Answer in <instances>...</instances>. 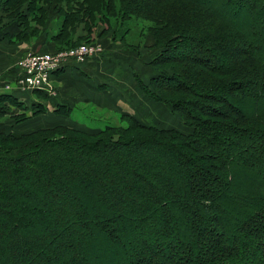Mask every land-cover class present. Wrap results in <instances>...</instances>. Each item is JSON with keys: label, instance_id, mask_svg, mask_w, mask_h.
I'll return each instance as SVG.
<instances>
[{"label": "trees", "instance_id": "obj_1", "mask_svg": "<svg viewBox=\"0 0 264 264\" xmlns=\"http://www.w3.org/2000/svg\"><path fill=\"white\" fill-rule=\"evenodd\" d=\"M40 2L64 4L52 38L60 49L90 42L100 28V36L140 50L147 31L149 80H136L138 87L191 133L126 114L123 127L55 120L26 130L25 122L46 109L0 95V125L10 116L15 126L0 130V204L14 210L0 206V264L26 258L31 250L18 233L33 223L43 227L50 212L54 223L80 230L86 245L76 257L57 252L41 264H95L98 252L104 264H264V0H0V10L18 15L19 31L8 42L29 43L43 33ZM145 21L152 25L141 28V40L127 44L125 36ZM54 114L67 117L70 109ZM43 186L44 196L74 202L72 213L65 215L61 203L44 208L34 195Z\"/></svg>", "mask_w": 264, "mask_h": 264}, {"label": "crops", "instance_id": "obj_2", "mask_svg": "<svg viewBox=\"0 0 264 264\" xmlns=\"http://www.w3.org/2000/svg\"><path fill=\"white\" fill-rule=\"evenodd\" d=\"M7 21L8 23H0V30L6 35H0V95H10L28 107L42 105L46 109L44 114L25 122L24 127H28L26 130L35 129L40 126L39 124L54 123L56 119L72 126L73 115L84 113L78 108L79 103L84 106L91 104L95 108L107 110L116 115H130L140 121L146 119L142 117H146V110H149L152 105L140 91L136 80H141L144 84L148 83L149 78H145L149 75L146 63L151 57L146 59L140 53L141 49L134 50L125 44L114 43L112 40L105 46L103 56L89 58L83 64L72 62L61 70L59 75L54 76L53 82L57 88V94L52 98H42L37 95V92L22 91L14 86L9 90H4L3 80L13 77V71L9 70L10 67L13 64L16 65L25 52L44 50L49 46L50 38L44 33L33 44L10 43L5 37L16 34L19 27L14 19ZM8 83L11 82L8 81ZM145 103L148 108L144 107ZM155 106L154 112L159 111L160 114L166 115L163 107L159 104ZM60 107L70 109V114L67 117L56 116L54 111ZM160 110L163 112L161 113ZM19 113H21L20 110ZM31 120L34 122L32 126ZM0 127L3 132L12 131L15 127L13 119L10 117L3 121Z\"/></svg>", "mask_w": 264, "mask_h": 264}, {"label": "rangeland", "instance_id": "obj_3", "mask_svg": "<svg viewBox=\"0 0 264 264\" xmlns=\"http://www.w3.org/2000/svg\"><path fill=\"white\" fill-rule=\"evenodd\" d=\"M245 1L247 4H250L252 2V0H245ZM37 5L40 7L42 6V10H43V14L38 15V18L41 19V17L44 16V20H45V17H46L45 25H44V28L42 29L43 33L41 35L34 36V38L29 43H27V42H23V43H26L27 45L33 44L34 41H38L44 35V33H46L48 36H50L49 46H47L44 50L38 49V50H35L36 52L34 50L32 52H30V51L25 52L21 56V58L17 61L16 65L13 64L10 67L9 70L13 71V77H12V79L9 78V79L3 80L4 83H3L2 88L4 90H6L12 86L17 87L18 77L20 76V73H21V70L19 68V63L28 54H30V55H38V54L55 55V54L66 53V52H69L71 50L78 49L81 46H86V47L94 48V52L96 54H100L103 56V54L105 52V50H104L105 46L108 45V43H110V40H112L111 34L105 35L106 37L100 36L99 35L100 28H98V29H96L95 33L92 34V36L90 38V42L83 40V41H81V43L78 42L77 45H74V46L71 45L72 47H70V48H67V49L61 48L60 49V46L57 45L55 42H53L52 38H54V36L57 35L56 32H58L62 28L64 17L58 13V9L61 6H64V4H60V6H58V4H55V3L45 4L44 2H40V3H37ZM21 8L23 10H26L28 8V4L27 3L22 4ZM3 9H1L2 11L0 10V14L1 13L3 14L0 16V23L1 22L8 23L7 20H13V19L16 20L18 15L15 12V10L12 9V11H4ZM139 22H138V24L140 26L136 25V27H139V29L136 28L133 31H130L127 36H125L126 39H128L127 44H130L132 46L137 44L138 41H140L142 38V36L140 37V34H139V32L141 31V28L148 27V25H152V23L148 22V21L143 22L142 25ZM260 23H261V26H264V21H260ZM123 27L117 26L114 29H116V31H118ZM145 34H146V36L142 39L143 42L140 45V47H141L140 53L144 56V58L149 59L151 57V51H150L149 47L151 46L152 41H151V35L149 33H147V31L144 30V35ZM18 42L20 43V41H18ZM113 42L116 43L118 41H113ZM118 43H120V42H118ZM180 49H181L180 51H182L183 53L186 52L185 46L181 47ZM85 62H83V63H85ZM16 70H17V73H16ZM11 74H12V72H11ZM147 77L148 76L146 75L145 78H147ZM8 81H10L11 83H8ZM144 81H146V80H144ZM53 85H54V82H53ZM55 89L57 90L56 87H55ZM56 94H57V91L54 94V96ZM151 105H152V107H150L149 110H146V112H147L146 117H142V118H146V119H144V123L151 124L153 126L170 127V128L176 129L177 131L183 132L184 134L191 133V130L189 128L184 127L183 124L181 123L180 119L177 116L173 117V116L169 115L168 112H166V115L160 114L159 111L154 112L156 110V106L154 104H151ZM78 106H79L78 108L80 109V111L82 110V112H84V113H82V114L78 113V114L73 115L71 125L76 127V128H79V127H85L88 129L95 128V127L100 128V127H104L106 124H110V125H114V126H122V127L127 125V122L121 121L120 115H116L115 113L108 112L107 110L104 111V110H101L99 108H95L94 105H91V104H87L86 106H84L81 103H79ZM144 107L148 108L146 103L144 104ZM125 109H127V108L125 107ZM9 117L10 116L3 117V119L1 118L2 119L1 122L7 120ZM57 120L60 121L59 119H56V123H57ZM65 124L70 126V124H68V123H65ZM40 128H42V127H39L37 129H40ZM24 133H26V132H24ZM243 142L246 143V140H243ZM64 163H65V161H62V164H64ZM51 168H52V170H54V167H51ZM188 171L193 173L191 167L187 168V172ZM166 176H167V174H166ZM175 180H176L175 181L176 183H178V182L181 183L180 176L176 175ZM60 182L63 184V183H67L68 180L61 177ZM176 185H178V184H176ZM45 190H46V188H45V186H43L41 189L35 188V191H34V195L37 198L39 197L38 201H40V203L44 206V208H47L49 211H55L57 207H60V203H61V205H62L61 207L63 208L62 211L65 215L72 213V211L74 210V202L69 201V203H68L64 197L62 198L64 201H62L61 195H59V194H58L59 197L57 198V200H54L52 198L50 199V197L48 198V197L44 196L46 194V192L44 193ZM231 190L232 189H230V191ZM38 192H39V194L42 193V198L38 195ZM226 194L230 195V192H226ZM103 195L104 194H102L100 191H98V197L97 198H100ZM65 202L67 203V205ZM80 202L83 203L82 201H79L78 204H80ZM0 206L5 207L6 209L10 210V212L14 211V210L8 208L9 206H7L5 204H0ZM11 214H12V212H11ZM55 215H56L55 212L54 213L50 212V216L47 220V223L43 227H39V226L35 225L36 223H33V224H31L32 227L29 226L30 229H27L26 232H24L25 233L24 235L21 233H18V236L22 237L21 240H23V242L26 244V247H29V249L31 250V251L28 250L30 252H28L26 254V258L24 260H22L19 264H41L44 262L45 256L51 255V254L53 255L57 252H61L65 258H68L69 256H75L76 257L79 254L84 253L83 247L86 244H84L85 241L82 242L81 240H79L81 231L78 230L77 228L75 229V228L65 227L64 223L62 224V222L57 223V224L54 223ZM111 215L112 214H108V217L110 218ZM27 216H30V215H27ZM33 218L34 217L32 216V219L27 220V221L28 222L29 221L34 222L35 220ZM28 219H29V217H28ZM100 221H101L100 219L94 220V217H92L90 224H92L94 222L95 227H98L99 226L98 223ZM182 229L183 228L180 229V239L183 237V233H184V231ZM70 239H72L74 241L72 246L71 245L69 246L68 241ZM121 248H123L122 245H120L117 248H114V250H119ZM110 249L113 250L112 247ZM128 252H131V254H128ZM15 253L20 256L22 254V248L17 250ZM32 253H34L33 256H32ZM101 253L102 252H98V253H96V255L93 254V256H95V257L98 256L96 258L97 262L95 264H104L105 263V262H103V260H104L103 257L99 256ZM126 254L130 255V256L133 255V257L134 256L136 257L135 251L134 252L127 251ZM4 259H5V256L2 257L1 261H4ZM83 259H85V256ZM61 264H63V263H61ZM78 264H88V262L85 260H82V261L78 262Z\"/></svg>", "mask_w": 264, "mask_h": 264}, {"label": "built area", "instance_id": "obj_4", "mask_svg": "<svg viewBox=\"0 0 264 264\" xmlns=\"http://www.w3.org/2000/svg\"><path fill=\"white\" fill-rule=\"evenodd\" d=\"M94 48L81 46L78 49L55 55H26L19 63L21 70L17 88L23 91H39L53 97L56 89L53 85V75L70 63H83L87 59L97 57ZM9 89V88H8Z\"/></svg>", "mask_w": 264, "mask_h": 264}]
</instances>
